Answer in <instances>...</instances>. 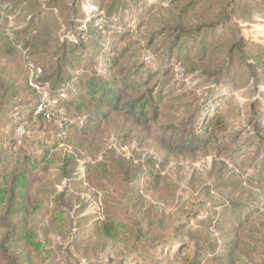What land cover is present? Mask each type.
I'll return each mask as SVG.
<instances>
[{"label":"rangeland","instance_id":"obj_1","mask_svg":"<svg viewBox=\"0 0 264 264\" xmlns=\"http://www.w3.org/2000/svg\"><path fill=\"white\" fill-rule=\"evenodd\" d=\"M128 2L0 0L1 151L41 162L29 215L16 220L37 246L13 250L25 264H181L172 245L209 233L229 252L209 264H264V4ZM226 26L257 44L249 59L257 80L244 66L228 69ZM203 28H218L206 51ZM24 46L52 85L60 73L66 81L102 72L116 83L118 108L67 103L49 109L50 119L35 112ZM139 99L149 105L135 116ZM214 109L226 114L222 133L199 129ZM81 118L84 127H68ZM19 128L28 135L17 145ZM194 130L206 144L188 151L180 145ZM107 216L126 228L116 238L88 235ZM11 233L0 228V245Z\"/></svg>","mask_w":264,"mask_h":264},{"label":"trees","instance_id":"obj_2","mask_svg":"<svg viewBox=\"0 0 264 264\" xmlns=\"http://www.w3.org/2000/svg\"><path fill=\"white\" fill-rule=\"evenodd\" d=\"M130 1L132 3H138L139 0H129L128 3H130ZM260 2L261 4H264V0H260ZM236 5L237 3H235V1L230 3L232 13L233 10L237 9ZM134 10L135 9H132L131 13ZM218 28H214L211 31H207L205 28H203L199 31V34L204 33V51H206L210 46H213L214 41L217 39L214 37V32H216ZM226 28L231 33V46L228 51L227 59L228 69L230 67L233 68V66L236 64L239 66H244L251 77L257 80L256 68L249 63L250 53L257 51V44L250 42L242 34H235V27L226 26ZM193 36L194 35L190 34L187 37L180 38L185 39V42L187 43V41H193ZM220 40L221 38L218 37V41ZM15 47L18 48V45H15ZM23 48L28 49V56L30 58V49L27 46H24ZM32 62L34 63V61ZM102 76V72L100 74V72H98L96 69V75L89 79H78V76L72 75L66 81H64L66 75L60 73L58 76V83H56V85H52L50 82L51 77L45 76L44 71L42 70L39 81L42 85H46L48 87L50 97L51 99L56 100L59 109L66 110L67 103L70 105L77 104L79 108H83L89 106L93 102L118 108L120 102V93L116 88V83L105 80L102 78ZM229 77L230 75L228 76V81L231 83L233 80L229 79ZM76 80H78V83ZM27 83L31 91H33V93L38 96L37 93L30 87L29 81ZM83 87H86L85 94L81 93ZM72 98L75 99L71 101ZM142 101L143 100L139 99L130 106V111L133 115L137 114V112L139 115H145L147 112V106L149 103L147 101L143 103ZM6 103L9 104V101ZM140 103L141 106L139 107ZM38 106L39 102L36 103L35 112ZM221 110L222 109L211 110L207 116H204L202 125L199 129L207 130L210 128L213 134L222 133L225 131L227 129V119L225 112ZM39 116L43 115L40 114ZM86 124L87 119L81 118V123L76 121L74 123H68L67 125L68 127L70 126L72 128L73 126L84 127ZM63 134H66V130L63 131ZM199 136L197 135V130H194L190 136L182 141L180 146H183L184 149L188 151H195L201 146H205L206 140ZM62 139L64 140L66 138L62 137ZM1 147L2 146L0 144V228L4 227L10 230L12 233L7 234L1 242L0 258L6 261L7 264L30 263V259H26L24 261V259H21V257H19V255L13 249L17 248V244L20 242L28 246H37L34 242V233L29 229H26L24 225L17 223L16 220L21 216L29 215L30 199L28 195V188L34 181L37 168L41 162L27 155L19 154L14 156L5 154L1 151ZM44 159H46V157H44ZM33 208L35 209L36 207ZM244 208L246 210L247 207ZM224 220L225 217H221L216 222L219 223V225H222ZM124 228H126V225L120 220L107 216L101 223H96L91 229H89L88 235L116 238ZM187 238L188 241H184L181 238L172 245V248L175 250L172 255L174 262H180L181 264H209L211 261L222 260L229 254V252L226 250L227 248L218 249V246L215 245L210 239L209 233L205 235L194 233ZM159 247H161V245L155 246L153 249L154 252L161 256L162 260H165L168 263L170 258L166 257ZM0 264L2 263L0 262ZM140 264L150 263L144 262Z\"/></svg>","mask_w":264,"mask_h":264},{"label":"built area","instance_id":"obj_3","mask_svg":"<svg viewBox=\"0 0 264 264\" xmlns=\"http://www.w3.org/2000/svg\"><path fill=\"white\" fill-rule=\"evenodd\" d=\"M20 50L28 62L27 68L29 71V85L37 93L40 99L37 112L45 115L48 119H50L51 114L48 111L49 109L58 107L57 102L56 100L51 99L48 87L40 83L39 77L42 74V69L29 60L28 49L20 47ZM17 135L18 144H21L22 139L26 137L28 133L24 129L19 128L17 130Z\"/></svg>","mask_w":264,"mask_h":264}]
</instances>
